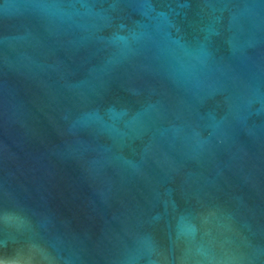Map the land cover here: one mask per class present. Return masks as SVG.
Instances as JSON below:
<instances>
[{"label": "water", "instance_id": "obj_1", "mask_svg": "<svg viewBox=\"0 0 264 264\" xmlns=\"http://www.w3.org/2000/svg\"><path fill=\"white\" fill-rule=\"evenodd\" d=\"M0 264H264V0H0Z\"/></svg>", "mask_w": 264, "mask_h": 264}]
</instances>
